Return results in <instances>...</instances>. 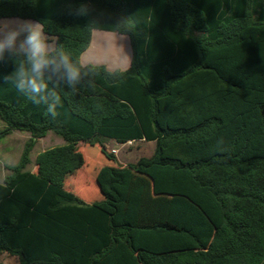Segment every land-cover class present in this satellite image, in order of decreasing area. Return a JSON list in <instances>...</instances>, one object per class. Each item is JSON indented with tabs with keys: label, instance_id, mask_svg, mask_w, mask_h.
<instances>
[{
	"label": "trees",
	"instance_id": "obj_1",
	"mask_svg": "<svg viewBox=\"0 0 264 264\" xmlns=\"http://www.w3.org/2000/svg\"><path fill=\"white\" fill-rule=\"evenodd\" d=\"M69 3L88 13L69 15ZM12 18L39 22L78 62L94 31L128 35L133 59L126 70L88 65L75 90L59 86L55 118L0 78V141L30 134L0 183V254L18 264H264V21L251 0H0V20ZM14 63H0V77ZM50 132L65 145L40 153L32 173ZM140 140L156 143L153 156L111 171L102 202L64 189L85 165L80 144Z\"/></svg>",
	"mask_w": 264,
	"mask_h": 264
},
{
	"label": "rangeland",
	"instance_id": "obj_2",
	"mask_svg": "<svg viewBox=\"0 0 264 264\" xmlns=\"http://www.w3.org/2000/svg\"><path fill=\"white\" fill-rule=\"evenodd\" d=\"M131 38L128 35L108 31H94L93 40L89 49L82 55L81 63L87 65H106L109 68L124 69L128 65L127 56L132 54ZM91 62V63H89ZM127 65V66H125ZM5 125L0 119V131ZM30 137L29 133L13 132L0 141V183L4 182L9 174V167L17 165L25 150L26 143ZM103 149H95L91 144L82 143L79 150L84 154L85 165L76 172L75 177H79L75 184L81 188L85 194L78 196L84 198H103L106 183L112 172H124L130 169L129 165L135 163L142 154H149L152 145L146 142L133 143L121 146L120 144H110ZM65 145L62 137L50 132L41 139L34 147L30 157L32 164L30 168L36 167V157L48 149ZM78 174V175H77ZM74 177L70 175L68 181L74 183ZM76 196V197H77ZM17 258L8 254L0 255V264H15Z\"/></svg>",
	"mask_w": 264,
	"mask_h": 264
},
{
	"label": "clouds",
	"instance_id": "obj_3",
	"mask_svg": "<svg viewBox=\"0 0 264 264\" xmlns=\"http://www.w3.org/2000/svg\"><path fill=\"white\" fill-rule=\"evenodd\" d=\"M68 13L82 16L88 13V8L81 4L73 9L69 3ZM126 57L130 66V57ZM13 60L18 61L13 70L0 78L12 83L34 104L45 105L53 118L61 103L57 88L63 85L75 90L90 76V70L94 71L87 64L74 61L62 47H57L39 22L0 20V63Z\"/></svg>",
	"mask_w": 264,
	"mask_h": 264
},
{
	"label": "crops",
	"instance_id": "obj_4",
	"mask_svg": "<svg viewBox=\"0 0 264 264\" xmlns=\"http://www.w3.org/2000/svg\"><path fill=\"white\" fill-rule=\"evenodd\" d=\"M236 4V3H235ZM234 4V5H235ZM219 13H221V12H219ZM251 16H252V18H253V20H255V21H259V20H262V21H264V0H251ZM2 20H22V19H16V18H12V19H2ZM32 21V20H31ZM54 41H55V39H54ZM55 43H56V41H55ZM131 48H132V45H131ZM132 59H133V50H132V54H131V62H132ZM128 63V62H127ZM128 65V64H127ZM127 65H125V66H127ZM106 66V65H105ZM130 66H131V64H130ZM129 65L125 68L124 67V69L123 70H126V69H128L129 67H130ZM107 67V66H106ZM110 71H115V70H118V69H116L115 67L114 68H109V67H107ZM120 70H122V69H120ZM15 132H17V131H15ZM30 138V137H29ZM142 142H146V143H148V144H151L153 147H152V150H150L148 153L149 154H142L143 156L142 157H147V158H150V157H152L153 156V154H154V152H155V148H156V143L155 142H147V141H144V140H140V141H136V142H134V141H130V142H128L127 144H120V143H118V142H116V141H111V143L110 144H120L121 146H124V145H128V144H133V143H142ZM108 145V144H107ZM142 157H140V158H142ZM37 158V157H36ZM31 161H32V159H31ZM31 164H32V162H31ZM27 170L28 171H30V172H32V173H37V170H38V168H37V166L35 167V168H30V165H29V167L27 168ZM78 173V172H77ZM143 174H145V173H143ZM75 175L76 174H73L72 176L74 177V179L75 180H73L74 181V183H72V182H70V181H68V178L66 179V181H65V184H64V189L66 190V191H68V192H70L71 194H73L74 196H84L85 197V194H84V192L82 191V189L81 188H79V187H77V185L75 184V182L77 181V180H79L78 178L79 177H75ZM78 175V174H77ZM4 183V182H3ZM2 184V183H1ZM77 196V197H78ZM79 198V197H78ZM79 199H81V198H79ZM85 200H83V199H81V200H83L84 202H86V203H88V204H92L93 202H102L104 199H105V195H103V198H101L100 200H96L97 199V197H91V198H89L88 197V199L87 198H84ZM4 254H8V253H2V254H0V255H4ZM9 255V254H8ZM11 256V255H10ZM12 257H15V256H12ZM17 258V260H16V263L15 264H18L19 263V259H18V257H16Z\"/></svg>",
	"mask_w": 264,
	"mask_h": 264
}]
</instances>
